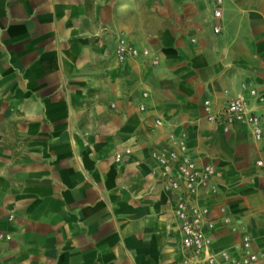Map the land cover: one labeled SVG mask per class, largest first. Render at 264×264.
Listing matches in <instances>:
<instances>
[{
	"label": "crops",
	"instance_id": "1",
	"mask_svg": "<svg viewBox=\"0 0 264 264\" xmlns=\"http://www.w3.org/2000/svg\"><path fill=\"white\" fill-rule=\"evenodd\" d=\"M212 9L0 0V264L194 262L173 214L178 191L151 157L169 132H184L196 165L220 173L217 194L196 200L216 221L212 249L238 254L248 235L264 264V117L255 141L239 123L224 132L202 106L218 111L243 93L264 108L240 89L264 97V0H224L219 32ZM118 37L139 55L118 62Z\"/></svg>",
	"mask_w": 264,
	"mask_h": 264
},
{
	"label": "built area",
	"instance_id": "2",
	"mask_svg": "<svg viewBox=\"0 0 264 264\" xmlns=\"http://www.w3.org/2000/svg\"><path fill=\"white\" fill-rule=\"evenodd\" d=\"M212 14L215 20L213 31L221 30L220 19L224 0H211ZM142 54L147 56V50ZM114 55L118 62H124L128 58H135L139 55L137 48L128 43L124 38L118 37ZM155 63V60L153 61ZM242 91H247L248 96L257 104L264 103V97L251 85L243 82L240 84ZM147 96L146 92L142 93ZM203 111L209 122L220 121L224 132L230 127L239 123L249 129L253 140L259 141L263 136L262 118L264 108L261 113H255L248 106L247 97L240 93L228 99L223 107L218 111H213L212 103L209 100L203 101ZM139 110H144L143 105H139ZM160 119H155L154 125L161 126ZM168 146L164 149L153 150L151 157L159 168L163 177L164 188L166 190L178 191L175 196L173 214L178 221L181 235L180 243L184 250H187L195 259L190 264H262L258 254L253 250L251 239L248 235H243L240 239V252L232 254L226 249L213 250L212 236L210 232L214 229L216 221L212 218L211 209L208 205L197 203V196L200 191H205L210 196L217 194L218 185L216 179L220 173L211 164L198 167L190 157L186 144V134H168ZM121 155L117 153L115 160L119 161ZM258 165L261 161L257 162ZM222 214L221 223L228 225L231 221L230 215L224 206L219 207ZM13 216L9 215V219ZM234 230V229H233ZM6 239L10 236L5 235Z\"/></svg>",
	"mask_w": 264,
	"mask_h": 264
},
{
	"label": "rangeland",
	"instance_id": "3",
	"mask_svg": "<svg viewBox=\"0 0 264 264\" xmlns=\"http://www.w3.org/2000/svg\"><path fill=\"white\" fill-rule=\"evenodd\" d=\"M170 133H172V132H169L168 134H170ZM258 161H261V160H258ZM258 161H257V162H258ZM257 164H258V163H257ZM261 164H262V163H261ZM261 164H260V165H261Z\"/></svg>",
	"mask_w": 264,
	"mask_h": 264
}]
</instances>
